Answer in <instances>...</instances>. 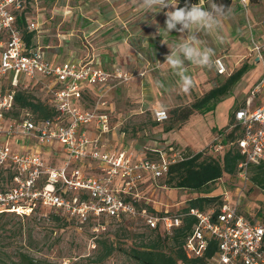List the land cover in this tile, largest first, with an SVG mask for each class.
<instances>
[{
    "label": "built area",
    "instance_id": "1",
    "mask_svg": "<svg viewBox=\"0 0 264 264\" xmlns=\"http://www.w3.org/2000/svg\"><path fill=\"white\" fill-rule=\"evenodd\" d=\"M252 1L231 0L244 9ZM27 8L26 0H0V214L31 217L40 210L46 218L48 211H54L81 226L96 222V232L104 230V219H110L137 222L148 229L161 227L169 235L188 215L197 219L183 246L188 259L206 264H264V224L240 214L226 194L217 212L193 208L189 214L172 216L137 206L146 203L141 195L146 179L165 178L170 166L183 161L185 154L171 149L156 161L138 159L128 149H109L105 140L112 127L106 93L89 106L86 90L111 82L127 85L130 75L118 69L108 72L92 60L50 61L34 42L35 36L27 40L39 29L38 22L28 20ZM252 53L264 62V42L254 41ZM215 61L218 74H226L224 61ZM40 83L51 94L47 102L57 116L36 121L28 110L13 115L17 91ZM257 94L264 98V67L253 91ZM153 118L163 123L169 116L155 109ZM235 128L241 134L240 138L236 134L235 143L243 156L236 175L245 181L252 166H264V101L255 109L248 105L236 109L233 125L216 136L207 153L222 156L226 136ZM55 145L64 155L59 166L43 156V150ZM212 243L216 251L208 258Z\"/></svg>",
    "mask_w": 264,
    "mask_h": 264
},
{
    "label": "rangeland",
    "instance_id": "2",
    "mask_svg": "<svg viewBox=\"0 0 264 264\" xmlns=\"http://www.w3.org/2000/svg\"><path fill=\"white\" fill-rule=\"evenodd\" d=\"M128 1L130 0H26L29 13L36 17L39 23L36 33L38 41L41 45L49 47V50H46L49 51L48 55L57 61L71 60L92 51V46L96 47L98 41L97 35H92V32L100 24H121L118 28L121 30L119 32H122L123 24L146 22L147 14L137 10L132 3V8L126 9L131 2ZM215 2L217 3V0ZM211 3L210 0L200 2L204 8H208ZM231 7V15L223 20L217 40H211V43L214 47V42L218 44L220 49L216 55L227 60L228 71L233 74L246 63L254 66L249 50L254 45L253 41L264 42V0L252 1L246 9L233 2ZM111 13L113 15H110ZM128 37L124 38L125 43L130 42L131 37ZM208 41L210 42V39L207 37L204 43L207 44ZM131 45L138 53V42ZM216 58L217 56L213 57L214 60ZM229 60H232V63H229ZM109 63L117 62L110 59ZM129 74L131 79L139 77L138 73ZM257 74L254 72L253 76ZM227 78L228 76L220 78L217 75L216 86L222 85ZM128 85L116 83L111 98L105 96V99L112 103L114 110L110 115L112 131L105 143L109 149H128L134 154L144 153L150 160H160V154L154 150L169 154V144L166 143L168 141L162 136L168 127L176 129L174 137L178 142L188 143L194 150L201 147L203 149L208 146L213 136L212 131L223 132L229 119L232 120L235 109L239 107H234L231 94L220 99L208 113L196 115L184 124L175 121L173 112L188 107L190 101L196 99L194 96L186 98L185 95L187 103L181 98L178 103L163 105V110L167 111L169 118L159 124L153 118L152 106L146 102L151 100L150 94H135ZM148 87L142 85L141 89L144 91V88ZM30 91L39 99L48 101L51 98L43 83L34 85ZM89 98L86 100L91 105L93 100ZM207 149L208 147L203 151L206 152ZM164 182V178L152 180L148 177L145 188L141 191V195L146 199V206L152 213L167 212L172 215L171 213L175 214L187 208L189 202L197 198H215L226 194L230 202L237 206L240 214L251 222L264 224V192L255 187L249 179L243 181L237 175H225L202 191L164 188ZM218 203L219 201L206 204L204 210L210 212L219 209V206H216ZM103 221L100 223L104 230L99 228L96 232L94 223L81 226L74 222L64 225L45 217L27 219L5 215L0 218V264H10L18 260L21 254H27L48 264H96L95 260L103 252L97 247V240L116 248L113 255L103 264H138L124 251L140 247V234L147 236L145 240L154 238V235L139 223L116 222L110 219Z\"/></svg>",
    "mask_w": 264,
    "mask_h": 264
},
{
    "label": "crops",
    "instance_id": "3",
    "mask_svg": "<svg viewBox=\"0 0 264 264\" xmlns=\"http://www.w3.org/2000/svg\"><path fill=\"white\" fill-rule=\"evenodd\" d=\"M130 1H128V3ZM131 3L132 2H130L129 6H127L126 9H128V7L132 8ZM173 3H178V0H174ZM169 10L172 9L168 8L158 13L148 12L146 13L147 14L146 22L140 24H123L122 32H119L121 30L120 28H118L121 24H100L99 26H97V29L92 32V35H94L93 33H95L99 38V39L97 38L98 41L96 42V47L92 46L91 48L92 51L83 53L80 56L78 55L77 58L71 60H65V61L92 60L96 65H98L99 67L103 68L108 72H113L114 70L118 69L126 74L138 73L139 77L131 79L128 84L132 88L131 91L134 92L135 94H144V95L150 94L149 99L151 100L150 101L145 100V101L148 103V105H150V107L152 106L153 110L154 109L163 110L164 107L163 105L167 106L170 104H174V102L178 103L182 99L184 103H187V99H186L187 96L188 98H191V96H194V98L196 97V99L201 98L205 94L210 92L212 89L220 86V85L216 86V83H218V81L216 80L217 75L220 78L224 76L229 77L230 75H232L228 71L227 68L228 64H226L227 60L225 61L224 57L220 55H216V52L218 53L220 49L218 44L214 42L216 45L214 47L213 44L211 43V40L212 41L217 40L216 38L220 34L221 27H223V21L221 23L219 30L213 32L210 35H202L201 39L204 42H206L207 37L210 39V42L208 41L209 43L205 45L214 50L215 53L214 57L217 56L216 59L221 58L224 61L227 69L226 74L219 75L216 66L212 69H207V68H199L191 64H186L187 72L193 78L194 87L188 93H183L179 91L177 87L178 77L174 74V72L168 69L166 65L163 66L161 65V63L164 62L165 56L170 51L167 44H164L161 41L171 44L174 41H177L180 36V33L175 30H173L171 33L165 32L163 30V28L165 27L164 22L166 19L164 13L165 11H169ZM26 12H27V18L30 22H38L36 17L31 16V13H29L28 8ZM110 15H113V13H111ZM153 20H155L156 23H152ZM157 24L161 29L160 32H158ZM36 33L37 32H35L34 35L35 36L34 42L43 48L46 57L50 61L55 63L63 62V60L57 61V60H52V58H50V56L48 55L49 51H46L49 50V47L48 46L45 47L40 44L37 38L38 36H36ZM128 36L131 37L130 40L131 43L128 41L125 43L123 41L124 38L125 37L127 38ZM137 42L139 48L138 53H136V50L131 45V44H136ZM249 51H250V56L252 57V60L254 62V66L246 63L249 69L243 75L240 81L232 88L230 93L225 97H228L231 94L233 95L232 97L235 103L234 107L237 106L247 107L248 105V107H250L251 109H255L256 107L261 105L264 101L262 94L253 95V91L255 90V87L259 83V80L262 76L264 62L260 60L256 54L252 53V47L250 48ZM128 55H130V57H128ZM110 59L115 60L117 63H109ZM229 63H232V60H229ZM254 72H257L258 74L256 76H253ZM115 84L116 82H111L109 85L101 86L98 88L88 87L86 93L91 98V100H93V102L103 92L106 93V96H108L109 99L111 98V94H112L111 92ZM142 85L146 86V88L148 86L150 87H148V89L144 88L143 91L141 89ZM196 99H194V101ZM194 101H190V104L188 106H190ZM111 104L112 103L109 102L108 100L107 112L110 115H112L114 111L113 106ZM196 115H200V113L197 112L194 113L186 122H184V124L189 122ZM230 122L231 120L229 119L228 126ZM182 128L183 126L179 128V130L181 131ZM214 128L215 127H213V129ZM176 132H177L176 129H172L170 131L166 130L162 134L163 139L168 141L166 143L169 144V148H168L169 153L171 149H174L179 152L181 151L183 152L184 150L183 152L184 154L188 152L194 154L202 152L205 148L209 147L213 143L217 135L222 133V132L217 133V131H212L213 136L211 137L208 146L203 149L201 147L200 149L194 150L190 144L182 141L178 142L177 139H175L174 137L176 136L175 135ZM0 141H3V138L0 137ZM32 146L33 148H36V145L34 143L32 144ZM59 151L60 148L57 145H55L52 148V150L51 149L43 150V156L54 166H59L64 158V155L62 153H59ZM154 151L155 153L162 154V152L159 151L157 152V150ZM135 156L138 159L147 158L144 153L142 154L135 153ZM145 182L141 187V191L142 189L145 188Z\"/></svg>",
    "mask_w": 264,
    "mask_h": 264
},
{
    "label": "trees",
    "instance_id": "4",
    "mask_svg": "<svg viewBox=\"0 0 264 264\" xmlns=\"http://www.w3.org/2000/svg\"><path fill=\"white\" fill-rule=\"evenodd\" d=\"M208 0H178V6L183 7L186 3H200ZM257 0H253L255 2ZM218 4H224L226 6L231 5V0H217ZM24 19V18H23ZM24 22V20H23ZM35 35V32L28 35L27 40L30 42L31 38ZM249 69L248 65H243L239 70L230 75L224 84L212 89L210 92L205 94L201 98H197L190 106L185 108H179L174 110L173 116L175 121L186 122L194 113L206 114L211 111L215 104L220 99L230 93L232 88L240 81L243 75ZM89 97H87L88 99ZM91 99V98H89ZM16 104L17 110L13 115L18 116L21 110H28L36 121L52 120L57 116V111L53 106L49 105L47 101L37 98L32 94L30 90H19L16 93ZM90 106V104H89ZM234 116V114H233ZM158 123V122H157ZM160 124V123H159ZM233 125V117L229 126L222 132L225 133ZM172 127H168L166 130H172ZM238 129H233L227 134L225 142L227 144L226 152L221 156L208 154L207 151L199 153H185L184 160L174 163L170 166L167 176L164 178V187L171 189H181L188 191H202L209 187V185L218 182L223 176H236L238 166L243 161L237 144L235 143L236 138H240L241 134L238 133ZM250 182L262 192H264V166L254 165L249 172ZM222 197L218 196L215 198H197L189 202V205L184 210L175 214L171 213L172 216L189 214L193 208H198L205 211V205L212 203H219L217 207L222 203ZM221 201V202H220ZM138 207L144 206L147 208L146 203L138 204ZM148 209V208H147ZM149 210V209H148ZM218 209H216V212ZM40 210L34 212L31 217L19 216L17 214L2 213L0 218L5 215H16L21 218H40ZM163 215V214H159ZM52 219L54 222L59 224H72L74 222L69 221L66 217L61 214L55 213L54 211H48L47 217ZM129 222V221H127ZM96 226L97 223L91 221L89 224ZM137 223V222H133ZM197 224V219L192 216L185 215L182 218V223L178 228H175L171 235L164 232L159 227L157 229H148L154 238L145 240L146 235L140 234L142 242L139 248L132 249L130 251H124L138 264H206L205 260H190L184 253L183 246L192 233L194 226ZM97 247L102 249L101 256L95 260L96 264H103L113 253L116 251L113 245H107L104 241L97 240ZM168 247V249H167ZM216 251V244L212 243L210 250L207 253V257H211ZM10 264H48L45 261H38L27 254H21L20 258Z\"/></svg>",
    "mask_w": 264,
    "mask_h": 264
},
{
    "label": "clouds",
    "instance_id": "5",
    "mask_svg": "<svg viewBox=\"0 0 264 264\" xmlns=\"http://www.w3.org/2000/svg\"><path fill=\"white\" fill-rule=\"evenodd\" d=\"M131 2L137 10L145 13L172 9L164 13L166 19L163 30L168 33L175 30L180 36L171 44L161 41L167 44L170 50L161 65H166L178 77V90L188 93L194 87V81L187 72L186 64L207 69L217 65L218 62L213 59L214 50L205 45L201 36L210 35L220 29L222 21L233 11L231 5L218 4L215 0H212L208 8L202 7L200 3H186L183 7H179L178 3H173V0H131ZM152 23L156 21L153 20ZM157 28L160 32L158 24Z\"/></svg>",
    "mask_w": 264,
    "mask_h": 264
}]
</instances>
